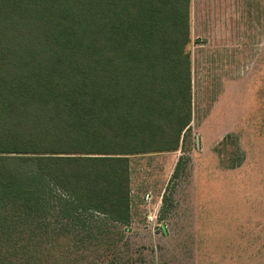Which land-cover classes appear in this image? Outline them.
Listing matches in <instances>:
<instances>
[{
  "label": "trees",
  "instance_id": "16d2710c",
  "mask_svg": "<svg viewBox=\"0 0 264 264\" xmlns=\"http://www.w3.org/2000/svg\"><path fill=\"white\" fill-rule=\"evenodd\" d=\"M190 16L191 0H0V264H116L103 234L132 222L130 159L190 129Z\"/></svg>",
  "mask_w": 264,
  "mask_h": 264
},
{
  "label": "rangeland",
  "instance_id": "374dc122",
  "mask_svg": "<svg viewBox=\"0 0 264 264\" xmlns=\"http://www.w3.org/2000/svg\"><path fill=\"white\" fill-rule=\"evenodd\" d=\"M206 5L191 0L190 129L130 159L132 222L103 234L116 264H264V0L231 4L221 36Z\"/></svg>",
  "mask_w": 264,
  "mask_h": 264
},
{
  "label": "crops",
  "instance_id": "0c3cea01",
  "mask_svg": "<svg viewBox=\"0 0 264 264\" xmlns=\"http://www.w3.org/2000/svg\"><path fill=\"white\" fill-rule=\"evenodd\" d=\"M205 3L210 4L213 9V20H216L217 22H219V24L221 22H224L225 20H229L230 15H232V10L230 12V6L231 4L233 5L234 3H236V0H210V2L208 0H204ZM206 5V7H207ZM229 6V7H228ZM205 7V8H206ZM204 19L206 20L207 18L204 17ZM222 30L221 24L219 25V29L217 31V34L219 36L222 35V33L224 32V34L226 33L225 31ZM230 41L227 42V45L224 46H230L229 45ZM232 46V45H231ZM132 201V198H131ZM163 229V228H161ZM163 233H165V231H163Z\"/></svg>",
  "mask_w": 264,
  "mask_h": 264
},
{
  "label": "built area",
  "instance_id": "2783aa9c",
  "mask_svg": "<svg viewBox=\"0 0 264 264\" xmlns=\"http://www.w3.org/2000/svg\"><path fill=\"white\" fill-rule=\"evenodd\" d=\"M147 219H148V222H156L157 216L156 214H150Z\"/></svg>",
  "mask_w": 264,
  "mask_h": 264
}]
</instances>
